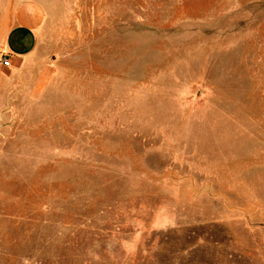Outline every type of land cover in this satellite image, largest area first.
Returning a JSON list of instances; mask_svg holds the SVG:
<instances>
[{
    "label": "rangeland",
    "instance_id": "obj_1",
    "mask_svg": "<svg viewBox=\"0 0 264 264\" xmlns=\"http://www.w3.org/2000/svg\"><path fill=\"white\" fill-rule=\"evenodd\" d=\"M36 1L0 64V264H264V0Z\"/></svg>",
    "mask_w": 264,
    "mask_h": 264
},
{
    "label": "crops",
    "instance_id": "obj_2",
    "mask_svg": "<svg viewBox=\"0 0 264 264\" xmlns=\"http://www.w3.org/2000/svg\"><path fill=\"white\" fill-rule=\"evenodd\" d=\"M47 15L44 7L36 0H24L11 4L0 11V51L9 57L2 65L5 72H24L29 60L34 57ZM52 67L46 65L38 71L32 88L38 92L52 75ZM43 85V86H42Z\"/></svg>",
    "mask_w": 264,
    "mask_h": 264
},
{
    "label": "built area",
    "instance_id": "obj_3",
    "mask_svg": "<svg viewBox=\"0 0 264 264\" xmlns=\"http://www.w3.org/2000/svg\"><path fill=\"white\" fill-rule=\"evenodd\" d=\"M9 57L0 51V64L6 66L9 63Z\"/></svg>",
    "mask_w": 264,
    "mask_h": 264
}]
</instances>
